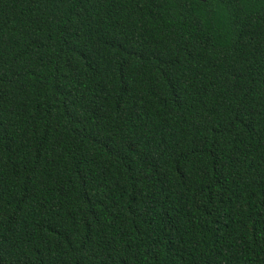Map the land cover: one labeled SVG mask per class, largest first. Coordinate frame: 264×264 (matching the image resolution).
Wrapping results in <instances>:
<instances>
[{"label":"trees","instance_id":"trees-1","mask_svg":"<svg viewBox=\"0 0 264 264\" xmlns=\"http://www.w3.org/2000/svg\"><path fill=\"white\" fill-rule=\"evenodd\" d=\"M0 264H264V0H0Z\"/></svg>","mask_w":264,"mask_h":264}]
</instances>
